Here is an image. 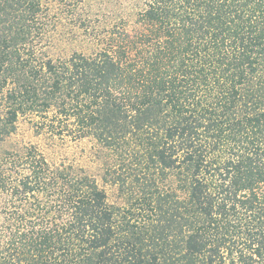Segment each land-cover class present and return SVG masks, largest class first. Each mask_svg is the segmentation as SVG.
<instances>
[{"label": "trees", "instance_id": "trees-1", "mask_svg": "<svg viewBox=\"0 0 264 264\" xmlns=\"http://www.w3.org/2000/svg\"><path fill=\"white\" fill-rule=\"evenodd\" d=\"M48 1L0 0V264H264V0H142L66 57ZM51 109L128 162L124 203L12 145Z\"/></svg>", "mask_w": 264, "mask_h": 264}, {"label": "rangeland", "instance_id": "rangeland-1", "mask_svg": "<svg viewBox=\"0 0 264 264\" xmlns=\"http://www.w3.org/2000/svg\"><path fill=\"white\" fill-rule=\"evenodd\" d=\"M142 0H49L46 26L41 41L42 49L52 57H66L73 51L91 52L96 48L94 35L107 29L121 18H131L141 6ZM51 109L44 125L40 128L37 114L20 115L16 122L12 145L33 143L42 151L50 163H71L85 168L96 177L105 189L108 201L122 204L126 197L118 192L117 186L105 181L103 175L109 169L128 172V162H119L109 150L91 136L81 135L73 121L63 116L52 120ZM50 120V121H49ZM52 123L53 127H49ZM10 146L3 143L0 148Z\"/></svg>", "mask_w": 264, "mask_h": 264}]
</instances>
